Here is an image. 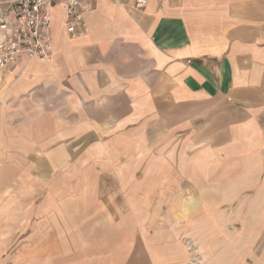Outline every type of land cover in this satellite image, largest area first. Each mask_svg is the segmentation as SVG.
Returning <instances> with one entry per match:
<instances>
[{"label": "crops", "instance_id": "1", "mask_svg": "<svg viewBox=\"0 0 264 264\" xmlns=\"http://www.w3.org/2000/svg\"><path fill=\"white\" fill-rule=\"evenodd\" d=\"M11 1L0 0V22ZM81 9L85 33H68L55 5L50 56L4 71L0 258L187 264L172 228L210 222L259 227L260 243L238 263L234 235L213 234L211 264H264V0ZM141 145L162 152L140 159Z\"/></svg>", "mask_w": 264, "mask_h": 264}, {"label": "built area", "instance_id": "2", "mask_svg": "<svg viewBox=\"0 0 264 264\" xmlns=\"http://www.w3.org/2000/svg\"><path fill=\"white\" fill-rule=\"evenodd\" d=\"M146 1L135 0V6H142ZM11 4V23L5 19L0 22V28L7 31L0 41V89L7 69L24 59L50 56V9L55 5H59L65 14L68 33L74 35L86 32L81 0H12Z\"/></svg>", "mask_w": 264, "mask_h": 264}, {"label": "rangeland", "instance_id": "3", "mask_svg": "<svg viewBox=\"0 0 264 264\" xmlns=\"http://www.w3.org/2000/svg\"><path fill=\"white\" fill-rule=\"evenodd\" d=\"M127 145L129 146V144H126V145H124V148H128L127 154H129V152L131 150H129L130 147H128ZM140 148L143 149V151H142L143 153L140 152L141 153V156H139L140 159H143L142 157H147L149 152H150V155L157 154V153L160 154L162 152V149H160L161 146H156L152 149H147L146 145H141ZM173 150L178 152L177 148L173 149L171 147V151H173ZM131 163H132V166L134 164H136V166H139V167L142 166V163L139 161L138 162L132 161ZM91 165H93V164H91ZM159 165L161 166V164L158 163V165L156 167L151 168V170L157 168ZM146 166H147V162L145 163L143 169H146ZM124 168L129 169V170L132 169L130 163H127L126 165H124ZM103 180H105V179H103ZM112 182H114V181H112L111 179H106V184L108 186ZM98 193H99V190L97 191L96 194H98ZM89 195L90 194H88L87 197L89 200H91ZM92 195L93 194H91V197L93 198ZM27 196L31 197L30 201L27 199L29 202H33V203L34 202H40L39 194H37L36 196L34 194L27 195ZM101 197H103V195H101ZM32 205L34 206V204H32ZM33 206L30 205L29 206L30 209H32ZM30 209H28L27 214H29L31 217H33L35 219L34 210H30ZM206 212L208 215L204 216V219H203L204 222H207L211 217V211L209 210ZM241 212L242 211H240V215H241ZM27 218H28V220H30V217H27ZM241 221L242 220L240 219L239 223H241ZM178 223H179L178 229L176 227H174V228H172L173 230L171 232H172V234L177 233V232L179 234V232H181V234H179V235L183 237L182 239L183 240L187 239L186 240V245H187V250H188V256L186 259L187 264H211L212 256H214L213 255L214 253L212 254V252L210 251V247H211V243H212L210 241V239H211L210 237H212L213 234H217V233H219V234L224 233L225 234V233L229 232L232 235H234V239H235L234 244L236 247L235 248L236 262H238V263H241V259L243 258L244 253H245V256L248 253L247 245L250 246L252 258H254V256H256V254L259 252V245H260V243L258 241V234H259L258 229H259V227L243 226L242 224L213 226L210 224V222H208L207 224H205L203 226L192 225V223L188 222V225L182 226L181 222H178ZM167 227L168 226H165V232H168ZM31 229H32V227L28 226L27 227V233H30ZM200 237H203V241L202 242L198 241L196 243L194 240H196ZM248 237H250V245H249V243L243 242V241H246ZM1 244H3V243H0V247H1ZM224 244H226V243H224ZM243 246L245 247V252H244ZM14 261H16V259L0 258V264H10V263L14 264ZM47 263H48V261L47 262L43 261L42 264H47ZM222 264H225V259H224V263H222Z\"/></svg>", "mask_w": 264, "mask_h": 264}]
</instances>
